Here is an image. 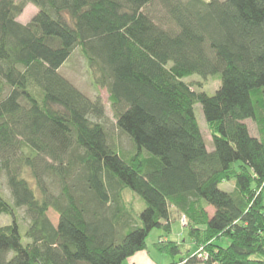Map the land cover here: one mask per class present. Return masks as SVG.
<instances>
[{
    "label": "trees",
    "instance_id": "16d2710c",
    "mask_svg": "<svg viewBox=\"0 0 264 264\" xmlns=\"http://www.w3.org/2000/svg\"><path fill=\"white\" fill-rule=\"evenodd\" d=\"M77 49L133 151L101 96L61 73ZM193 74L220 85L196 90ZM3 174L0 264H122L173 217L189 241L153 243L169 264H264V0H0Z\"/></svg>",
    "mask_w": 264,
    "mask_h": 264
},
{
    "label": "rangeland",
    "instance_id": "374dc122",
    "mask_svg": "<svg viewBox=\"0 0 264 264\" xmlns=\"http://www.w3.org/2000/svg\"><path fill=\"white\" fill-rule=\"evenodd\" d=\"M151 9H152V13H156V14H162L165 15V11L163 10V8L158 4H152L151 5ZM38 11V8L34 5V4H28L25 9L23 10V12L21 13V15L18 17V20L22 23H28L29 21H31V19L33 18V16L36 14V12ZM73 55V56H72ZM70 60L61 67L60 71L62 74H65L66 77H68L70 80H72L75 85L82 90L83 92L91 95V96H97L100 95L101 98L103 99L104 103H105V107H106V119L108 122V130L111 131V133L114 135L115 140L117 141V143L119 144V146L127 152H131L134 150V145L132 144V140L130 141V137H128L129 135H125L119 132V130L117 129L116 126V116L114 115L112 108L110 106V102L107 98V92L105 88L102 87H98L96 86L93 81H92V76L91 73L86 65V61L84 59V57L81 55V53L78 51V49L76 51L73 52ZM189 80V82L194 83V88L196 90H204L210 94H213L215 92V89L218 88V86L220 85V80L218 77H203L199 74H193L189 77H187ZM195 114L198 118L199 124L201 126L203 135L205 137V141H206V145L209 151H212L214 149V143H213V139L212 136L209 132V129L207 127V122H206V118L203 112V107L201 103H196L195 104ZM246 123L249 125L250 130L253 134H256V129L254 126V123L252 120L248 119L246 120ZM0 187L1 190L9 197L12 199L11 196V192H10V188L8 186L7 180H6V176L5 174L2 175L1 181H0ZM220 187L226 191H232L234 189V182H222L220 184ZM53 188V187H51ZM55 192H57V188L55 185ZM132 191L129 192V194L132 196L131 194ZM140 201H139V207L140 208H144L146 206L144 200L142 198H140V196H138L137 194H135L134 192H132ZM210 213L211 215L214 213V207L211 206L209 207ZM20 213H21V219L23 223L27 222V219H24V209L21 208L19 209ZM49 213V217L52 220V222L57 225L58 221H59V213L53 209V208H49L48 210ZM11 221L9 215L7 214H2L0 216V224H6L9 223ZM162 234H167V236H169V238L171 240H178L181 239V235H183V238H187L188 234L186 229L182 226V223L179 221V219L176 218H172V231L171 232H166L165 230L159 229V228H154L148 235L147 237V243H148V247H149V252L152 253V255L155 257L156 255H159L160 252H158L157 250H155V248L153 247V243L156 242L159 238L160 235ZM227 244V242H226ZM204 250L209 254V251L206 250V247L204 245H202L201 247H198L195 249V253L197 252L196 250ZM145 252H148L147 250H142V251H138L136 255H141V254H145ZM195 253L192 254V256L196 255ZM165 256V258H167L168 263L172 261V258L169 255L163 254ZM130 262L129 258L127 259V261L123 262L122 264H128Z\"/></svg>",
    "mask_w": 264,
    "mask_h": 264
},
{
    "label": "crops",
    "instance_id": "0c3cea01",
    "mask_svg": "<svg viewBox=\"0 0 264 264\" xmlns=\"http://www.w3.org/2000/svg\"><path fill=\"white\" fill-rule=\"evenodd\" d=\"M208 211L210 213L209 208H208ZM162 235H165V234H162ZM181 236H182L181 239H178V241H181V240L189 241L188 237L186 239L185 237L183 238V235ZM164 237L169 238V236L167 235H165ZM136 254L137 253H135L133 256L129 258L130 262L128 264H169L170 263V262L168 263L169 260H167V258H165V256L161 253L159 255H156L155 257L152 255L151 252H145V254H141V255H136Z\"/></svg>",
    "mask_w": 264,
    "mask_h": 264
},
{
    "label": "built area",
    "instance_id": "2783aa9c",
    "mask_svg": "<svg viewBox=\"0 0 264 264\" xmlns=\"http://www.w3.org/2000/svg\"><path fill=\"white\" fill-rule=\"evenodd\" d=\"M195 254H197L198 257H200L202 259H207V257L209 256V254L206 251L203 252V249L202 250L197 249V252Z\"/></svg>",
    "mask_w": 264,
    "mask_h": 264
}]
</instances>
